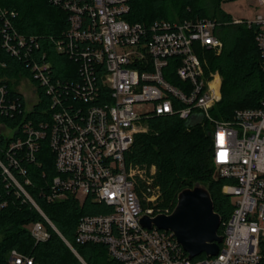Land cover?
Masks as SVG:
<instances>
[{
    "label": "built area",
    "instance_id": "1",
    "mask_svg": "<svg viewBox=\"0 0 264 264\" xmlns=\"http://www.w3.org/2000/svg\"><path fill=\"white\" fill-rule=\"evenodd\" d=\"M49 1L67 16L54 50L73 60L78 75L75 80H52L47 51L41 52L39 62L31 57L39 36L24 35L12 28L9 18L1 19L0 47L29 72L0 77V116L23 115L14 127L0 120V136L8 140L17 134L4 151L6 161L0 158L7 185L56 229L11 169L18 166L11 150L25 148L32 160L45 138L55 168L43 194L46 201L72 196L83 202L89 197L109 207L80 217L77 243L105 244L108 254L122 264H258L264 240V96L256 106L236 108L229 119L215 118L211 109L221 97V77L207 70L205 53L222 51L221 26L245 23L254 30L264 70V0H256L261 10L252 18L176 17L149 24L126 18L128 0ZM18 80L36 99L20 91ZM9 82L14 94L8 91ZM42 92L50 98L51 116L34 126L24 116L42 100ZM195 113L212 124V162L216 175L227 180L221 191L233 209L223 224L218 253L190 259L171 231L141 224L143 215L170 210L157 204L161 189L154 182L155 165L127 163L126 152L135 134L148 130L150 117L176 114L186 120ZM28 228L35 244L49 237L40 221ZM5 264L38 263L32 255L11 249Z\"/></svg>",
    "mask_w": 264,
    "mask_h": 264
},
{
    "label": "trees",
    "instance_id": "2",
    "mask_svg": "<svg viewBox=\"0 0 264 264\" xmlns=\"http://www.w3.org/2000/svg\"><path fill=\"white\" fill-rule=\"evenodd\" d=\"M128 4L130 9L126 18L131 22L149 24L155 19L172 20L176 17L232 19L221 8L220 0L210 7L204 0H128ZM3 17L9 18L12 28L18 32L39 36V47L33 49L31 57L39 62L41 52L47 51L52 61V80L77 79L73 60L54 50V39L60 38L67 27L66 12L49 0H0V22ZM219 34L223 42L222 51L219 54L205 53L207 70L217 71L221 76V97L211 113L215 118L229 119L236 108L256 106L264 96V70L252 27L245 23H229L219 28ZM19 70L29 74L18 57L0 47V77L13 78ZM8 91L15 93L11 82L8 83ZM42 94V100L24 116V120L32 121L34 126L40 121L50 120L51 113L47 109L50 98ZM22 118L23 115L17 112L12 116H0V120L11 127L20 125ZM184 122L176 114L150 117L148 130L135 134L126 152V162L140 167L155 165L153 178L161 189L158 205L170 210L182 189L192 188L197 183L204 185L214 211L221 218L218 233L222 234L223 224L229 218L233 205L221 191L227 180L213 175L212 124L204 120L195 126H186ZM16 136L8 140L0 136V158L4 161V151ZM10 154L18 161V166L11 168L16 179L56 229L29 200L16 192L13 185H7L0 171V264L6 263L11 249L32 255L38 264H122L108 254L105 244L75 241L80 217L107 212L109 207L106 204L94 202L89 197L80 202L72 196L58 202L46 201L43 194L55 174V168L54 154L45 138L40 140L32 160L26 158L25 148L11 150ZM21 169L24 173L20 172ZM25 179H29V183H25ZM35 221L42 222L49 233L46 240L36 244L28 228ZM204 256L202 253L194 259ZM258 264H264V240L260 242Z\"/></svg>",
    "mask_w": 264,
    "mask_h": 264
},
{
    "label": "water",
    "instance_id": "3",
    "mask_svg": "<svg viewBox=\"0 0 264 264\" xmlns=\"http://www.w3.org/2000/svg\"><path fill=\"white\" fill-rule=\"evenodd\" d=\"M202 120L203 114L195 113L184 124L195 126ZM140 222L146 228L154 226L171 231L190 259L202 253L206 256L216 255L223 239L222 234L218 233L221 218L213 209L209 191L199 183L177 194L176 204L169 214L143 215Z\"/></svg>",
    "mask_w": 264,
    "mask_h": 264
},
{
    "label": "rangeland",
    "instance_id": "4",
    "mask_svg": "<svg viewBox=\"0 0 264 264\" xmlns=\"http://www.w3.org/2000/svg\"><path fill=\"white\" fill-rule=\"evenodd\" d=\"M217 0H204L208 7L212 6ZM256 0H220V6L224 12L228 13L232 18H252L254 14L260 12V8L256 7ZM206 57V55H205ZM207 59V58H206ZM208 62V60H207ZM220 76V74L218 73ZM221 77V76H220ZM21 81V80H20ZM19 80L17 84H20L19 89L20 91L27 96L30 100L36 99V96H32L30 90L25 85L21 84ZM32 101V100H31ZM30 107V105H29ZM213 175H216V170L214 168ZM161 200V196L157 202L159 204ZM170 210V208H169ZM173 210V209H172ZM170 210V212L172 211Z\"/></svg>",
    "mask_w": 264,
    "mask_h": 264
}]
</instances>
